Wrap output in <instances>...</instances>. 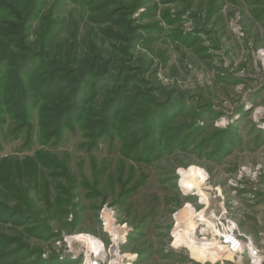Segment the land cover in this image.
Instances as JSON below:
<instances>
[{
	"label": "rangeland",
	"instance_id": "1",
	"mask_svg": "<svg viewBox=\"0 0 264 264\" xmlns=\"http://www.w3.org/2000/svg\"><path fill=\"white\" fill-rule=\"evenodd\" d=\"M37 8L27 30L31 54L42 51L47 26L58 20L49 58L60 59L63 77L80 78L102 53L97 69L115 74L126 66L124 76L143 79L144 86L133 85L158 105L142 100L117 113L104 137L87 125L95 113L81 112L56 132L45 98L27 112L16 102L21 94L6 102L18 76L0 69V163L16 168L13 182L0 176V264H88L95 257L101 264H250L226 251L220 227L264 247V0H38ZM103 16L109 20L99 22ZM2 21L14 19L1 10ZM126 21L153 40L130 49ZM45 71L39 63L35 79L48 80ZM104 99L89 96L85 108L98 109ZM156 111L155 125L168 119L164 148L153 154L154 141L140 143L153 137ZM143 117L147 126L129 134L127 125ZM175 135L180 144L169 150ZM17 209L32 219L10 216ZM201 212L210 224L196 221Z\"/></svg>",
	"mask_w": 264,
	"mask_h": 264
},
{
	"label": "trees",
	"instance_id": "2",
	"mask_svg": "<svg viewBox=\"0 0 264 264\" xmlns=\"http://www.w3.org/2000/svg\"><path fill=\"white\" fill-rule=\"evenodd\" d=\"M20 1L22 2L23 7L19 8L14 3H6L5 0H0V11H5V14L13 16L14 19V21L10 24H7L5 21H2L3 23L0 24V69L4 66L6 68H12L18 76L9 83L11 84L12 82H16V84L8 89L10 92L7 97L8 99L6 100L7 103L10 104L15 101L19 94H21L22 97L16 102H18L19 107H23L22 112H27L31 106L39 103L40 96L41 99L45 98L44 100L48 103L44 106V109L49 111V118L52 120V126L56 128V132L68 124V121L71 118H79V113L81 112H83V115H91L92 113H95L97 114L98 119L92 123H88L87 125L91 128H95L96 130H101V132H103L100 133L101 137L111 134L110 130L108 131V128L113 126L111 120L117 113L120 115L124 111H132L140 102H142V100L148 104L158 105V102H155L154 99L148 96L149 94L138 91L139 85H133L135 83H140V86H144V84H142L145 83L143 79H138V77H133L131 75L124 76L126 72H130L126 69V66L119 67L118 72L115 74H109L104 66L97 69V60L102 57V53H96L93 55L88 67L80 70V78L63 77V73L66 71H64L60 59L49 58L53 54L50 44L53 43L55 37L57 36V28L59 26L58 20H55V22L53 21V27H49V25L47 26L49 29L46 34L49 35L48 38H50V40H43L41 46L42 51L31 54V52H33L32 47H28L26 45L27 30L30 21H32L33 17L39 12L37 8L38 0ZM139 7L141 6H136V8ZM108 16H103L98 19V21L106 22L109 20ZM132 23L133 21H126V26L123 28L129 32L128 34H131V37L129 38L130 49H134L137 43H139V40L141 42H149L153 40L141 37L137 34L135 32L137 30L135 29L136 27H131ZM147 27L148 26L144 28L147 29ZM109 33L114 35L116 40H120L123 36L114 33L111 29L109 30ZM74 51L75 48L73 49V52ZM18 52H22V54L26 53V55L19 56L17 54ZM75 54L76 53L70 54V56H74ZM73 62L74 61L67 58V63L72 64ZM39 63L40 67L49 68V73H46V71L44 73L50 76L48 80L42 79L44 81H39L38 79H35V67H37ZM104 64L105 62L102 65ZM96 69L98 70L97 72H95ZM107 76H112L111 78L115 81L114 83H110L108 86L105 85ZM90 78L93 80V83L90 88V94H88L86 91V85L88 84ZM117 80H119L120 83H117ZM55 84L58 85L55 86ZM35 92L36 94H34ZM98 94H102L106 98L101 106L98 109H86L85 104L87 103V98L90 96V99H93L98 96ZM173 106L174 105L169 106V108H164V112L165 110L171 112L170 110ZM18 115L21 114L18 113L16 116ZM161 117L162 114L159 111L154 113L152 119L153 126L150 130L155 133L153 137H146V141L140 143L141 148H143V146H147L151 141H154L153 154L159 153L161 148H164L161 145L163 142L161 137L163 136L164 131L162 128L166 125L168 116L163 121V125H155L157 122L154 121L156 118ZM144 118L145 117L138 121V123L134 124L135 127L127 125V132L129 134H134L136 131L145 128L148 121ZM122 122L123 124L127 123L124 121ZM180 138L181 135H175L167 138L168 149L172 150L179 145L181 141ZM227 150L228 148L225 145H222L220 154H226ZM132 153L134 154L136 152ZM34 167L35 165H33V174L36 176L38 168L34 169ZM15 171L16 168L12 167V164L7 162V160H3L0 163V176L3 175L5 183L13 182V174ZM11 213L13 215L10 214V216L20 218L21 220L29 218L22 214L19 209ZM31 219L32 217L29 218V220ZM9 242L13 241L10 240ZM11 260L12 259L8 256L4 261L10 262ZM36 264H42V262H36Z\"/></svg>",
	"mask_w": 264,
	"mask_h": 264
},
{
	"label": "built area",
	"instance_id": "3",
	"mask_svg": "<svg viewBox=\"0 0 264 264\" xmlns=\"http://www.w3.org/2000/svg\"><path fill=\"white\" fill-rule=\"evenodd\" d=\"M106 218V215H104ZM221 243L228 253L240 259H247L250 264H264V247L260 248L253 241L240 234L238 229L230 226L224 229L221 225ZM85 264V263H84ZM88 264H101L100 259L95 257L90 259Z\"/></svg>",
	"mask_w": 264,
	"mask_h": 264
},
{
	"label": "bare ground",
	"instance_id": "4",
	"mask_svg": "<svg viewBox=\"0 0 264 264\" xmlns=\"http://www.w3.org/2000/svg\"><path fill=\"white\" fill-rule=\"evenodd\" d=\"M183 174H184V176L186 177V176L188 175V172H184ZM185 181H186V180H184V185H186L185 188L187 187V189L190 188V189L193 190L194 188H192V184L185 183ZM188 181H189V180H188ZM190 185H191V186H190ZM203 200H204V199H203ZM189 207H190V205H188L187 208H188V209H191V208H189ZM180 215H181V214H180ZM196 215H197V218H195L196 221H198V222H199V221H205L206 223L210 224L208 221H206V220L204 219V216H203V213H202V212H201V214H200V213H199V214L197 213ZM196 215H195L194 217H196ZM178 218H179V217H178ZM178 218H177V219H178ZM179 221H180V220H179ZM85 262H88V260L85 261Z\"/></svg>",
	"mask_w": 264,
	"mask_h": 264
}]
</instances>
